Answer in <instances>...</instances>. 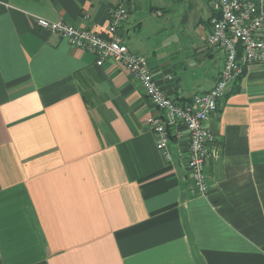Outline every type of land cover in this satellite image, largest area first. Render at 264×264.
<instances>
[{"label": "crops", "instance_id": "crops-1", "mask_svg": "<svg viewBox=\"0 0 264 264\" xmlns=\"http://www.w3.org/2000/svg\"><path fill=\"white\" fill-rule=\"evenodd\" d=\"M210 0H140L117 34L177 103L224 61L207 44ZM264 13V0H251ZM119 0H0V264H264V63L227 87L202 195L189 137L127 70L72 47L36 17L104 35Z\"/></svg>", "mask_w": 264, "mask_h": 264}, {"label": "built area", "instance_id": "built-area-1", "mask_svg": "<svg viewBox=\"0 0 264 264\" xmlns=\"http://www.w3.org/2000/svg\"><path fill=\"white\" fill-rule=\"evenodd\" d=\"M138 1L119 0L111 7L104 35L39 17H36V25L65 39L72 47L93 54L97 66L108 59L127 70L140 84L151 105L163 113L162 118L148 117L146 124L156 135V148L166 163L171 161L168 128L176 123L186 128L189 137L187 168L193 186L204 195L208 191L204 167L215 143L207 122L223 101L230 82L248 67L264 63V13L251 0L209 1L215 15L210 20L206 41L211 47L223 49V65L208 91L193 96L189 102L177 103L159 88L145 56L130 51L117 34L118 26L128 19V5Z\"/></svg>", "mask_w": 264, "mask_h": 264}, {"label": "trees", "instance_id": "trees-1", "mask_svg": "<svg viewBox=\"0 0 264 264\" xmlns=\"http://www.w3.org/2000/svg\"><path fill=\"white\" fill-rule=\"evenodd\" d=\"M167 131H168L169 138H172V136L169 134V129Z\"/></svg>", "mask_w": 264, "mask_h": 264}]
</instances>
